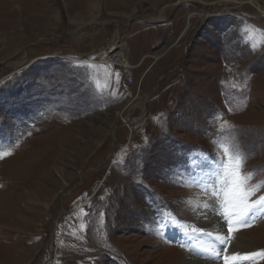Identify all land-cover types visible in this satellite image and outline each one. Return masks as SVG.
Segmentation results:
<instances>
[{"label": "rangeland", "instance_id": "374dc122", "mask_svg": "<svg viewBox=\"0 0 264 264\" xmlns=\"http://www.w3.org/2000/svg\"><path fill=\"white\" fill-rule=\"evenodd\" d=\"M214 141L249 154L244 187L264 181V12L249 0H0V264L196 257L180 245L214 238L188 226L187 190L207 176L188 162L213 171ZM241 230L264 249V218Z\"/></svg>", "mask_w": 264, "mask_h": 264}, {"label": "snow or ice", "instance_id": "6c2138e0", "mask_svg": "<svg viewBox=\"0 0 264 264\" xmlns=\"http://www.w3.org/2000/svg\"><path fill=\"white\" fill-rule=\"evenodd\" d=\"M118 75V74H117ZM222 119V114L214 117V120ZM227 126V127H225ZM219 131L229 137L234 136L239 132L235 126L230 125L228 121H223ZM222 148L223 158L215 171L205 168V162L214 164L213 161L203 154H197L200 158L190 160L189 166L193 169H199L200 172L206 173L207 176H201L199 180L194 181L195 185L201 189L203 200L198 206L203 219L208 218V211L211 209L213 214H218L223 222L220 227H214L211 231H206L204 228L193 229L204 236L214 238L209 241L208 245L181 244V248L193 253L197 258L205 260H214L223 258L226 264H246L255 257H264V249L258 251H233L231 258L223 256V250L218 251L216 244L228 246L233 244L235 234L241 229L250 227L257 219L264 218V195L256 196L251 199L262 188L264 181L259 182L254 188L244 187L246 182L251 178L252 173L244 171V164L249 158V154L236 152L230 154L229 149L220 144L219 141H214ZM238 140L236 143L238 144ZM8 152L0 153V156L7 155ZM264 170L258 169L257 172ZM215 177V180L212 179ZM191 186V185H189ZM190 204V202H189ZM223 211H219V209ZM189 210H193L189 207ZM178 228H183L184 222L179 220L176 224ZM227 232V235L223 234ZM189 235V232H185Z\"/></svg>", "mask_w": 264, "mask_h": 264}, {"label": "bare ground", "instance_id": "6f19581e", "mask_svg": "<svg viewBox=\"0 0 264 264\" xmlns=\"http://www.w3.org/2000/svg\"><path fill=\"white\" fill-rule=\"evenodd\" d=\"M15 1L16 0H10V4L12 5ZM251 3L256 7H259V9L262 12H264V8L260 4L256 3V1L251 0ZM207 17H208V15H207ZM207 17H205V18H207ZM95 21H96V19H93L91 22H95ZM114 38H115L114 40H112L110 43H107L105 45L108 46V45H113L114 43H116L118 41V36L116 35V36H114ZM105 45H102V46L96 48L93 52L98 53L101 50V48ZM53 48H54L53 46L47 47V50L50 51ZM96 50H98V51L96 52ZM70 52L77 55V56L85 58V56L82 53L76 52L75 50L73 51L70 49ZM26 60H27V52L25 54V59L23 60L22 65H24L26 63ZM13 63L14 62H12L11 64H13ZM123 120H125L126 124L128 125L133 119L129 118V116H128V117H125ZM215 170H216V168H214L213 171H215ZM212 179L215 180V177H212ZM190 185L191 186L187 190L188 196L185 198V203L187 204L186 205L187 208L191 207L193 209V210H190V214H191V218L194 219V222L188 226H190L191 228L195 227L197 229L204 228L206 231H211L214 227H220L223 222L220 220V217L218 216V214L212 213L211 209L208 211V218L207 219L202 218L201 212L198 210V206L201 204V202L203 200V197L201 195V189L199 187H197L195 185V183H191ZM189 202H190V204H189ZM223 234L227 235L226 232H224ZM183 236L186 240H192L189 235H185V232H183ZM197 238L200 240V241H198L199 244H203L205 246L208 245V242H205V243L203 242V240H202L203 237L197 236ZM163 243L166 244V242H163ZM194 243L197 244V242H194ZM220 246L222 247L223 245H219L218 243L216 244V249L218 251L221 250ZM173 249H175V247H173ZM222 250L225 252L224 255L228 256L230 259L233 251H258L261 249L258 248L257 243H256V239L254 237H252L251 234H249L248 230L247 231L241 230L240 232L235 234V239L233 240V244L228 245L227 248H225L226 251L223 249V247H222ZM170 252L171 251L168 250V253H170ZM180 252L184 256L181 264H226V262L223 258L214 259V260H205V259L196 258L193 255H190L188 252H186L182 249L180 250ZM256 258H259V256L255 257L253 259H256ZM176 259H177V257H176Z\"/></svg>", "mask_w": 264, "mask_h": 264}, {"label": "built area", "instance_id": "2783aa9c", "mask_svg": "<svg viewBox=\"0 0 264 264\" xmlns=\"http://www.w3.org/2000/svg\"><path fill=\"white\" fill-rule=\"evenodd\" d=\"M103 60L120 65L125 81L127 80L129 83H133L134 77L132 73V66L128 64L126 60L121 59V57L111 55L105 56Z\"/></svg>", "mask_w": 264, "mask_h": 264}, {"label": "water", "instance_id": "95a60500", "mask_svg": "<svg viewBox=\"0 0 264 264\" xmlns=\"http://www.w3.org/2000/svg\"><path fill=\"white\" fill-rule=\"evenodd\" d=\"M249 2L251 3V0H249ZM258 9H259V7H257ZM163 11V10H162ZM155 18H157L156 16H148V19H155ZM29 48H38V49H41V50H44V51H48L47 50V47H45V46H40V45H30L29 46ZM60 48H62V49H68L69 51H70V49L71 50H75L76 52H78L75 48H73V47H71V46H60V47H54L52 50H56V49H60ZM26 51H28V48L25 50V52ZM98 50H96V52H97ZM96 53L95 52H93V51H90V52H88V53H84L83 55L85 56V58L86 59H88V58H90L91 56H93V55H95Z\"/></svg>", "mask_w": 264, "mask_h": 264}]
</instances>
